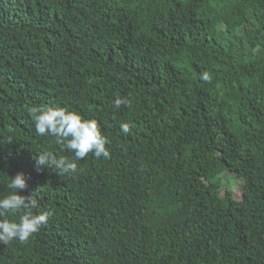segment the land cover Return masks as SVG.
<instances>
[{"label":"trees","instance_id":"1","mask_svg":"<svg viewBox=\"0 0 264 264\" xmlns=\"http://www.w3.org/2000/svg\"><path fill=\"white\" fill-rule=\"evenodd\" d=\"M45 105L111 158L38 166L74 155L36 133ZM21 172L53 214L0 264H264V0H0V197Z\"/></svg>","mask_w":264,"mask_h":264},{"label":"clouds","instance_id":"2","mask_svg":"<svg viewBox=\"0 0 264 264\" xmlns=\"http://www.w3.org/2000/svg\"><path fill=\"white\" fill-rule=\"evenodd\" d=\"M201 79L210 81L211 76L204 72ZM121 105L130 106V100L117 97L114 106L119 108ZM30 115L37 134L54 137L56 144L64 145L69 152L74 154L72 157L63 155L57 157L51 152H42L36 158L38 166L54 167L60 174L75 175L78 172L77 161H81L90 152L97 159L111 158V153L106 147L110 143L109 139L102 134L96 119H86L76 111L47 105L32 107ZM121 131L128 134L129 124L122 123ZM36 170L39 172L42 168L37 167ZM7 188L10 190L9 193L0 197V243L9 244L13 240L23 243L32 234L38 232L53 213L51 210L33 212V209H39L40 205L32 194H20L26 188V180L22 172L11 177ZM21 209L25 211L19 216L18 222L9 219L10 215Z\"/></svg>","mask_w":264,"mask_h":264},{"label":"rangeland","instance_id":"3","mask_svg":"<svg viewBox=\"0 0 264 264\" xmlns=\"http://www.w3.org/2000/svg\"><path fill=\"white\" fill-rule=\"evenodd\" d=\"M229 180H230V178H226L224 181L227 182ZM229 182H230L229 183V188L232 189V190H234V192H233L234 193V196L236 198L240 199L241 198V191L242 190H241L239 181L237 179L233 178Z\"/></svg>","mask_w":264,"mask_h":264}]
</instances>
